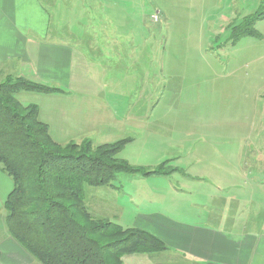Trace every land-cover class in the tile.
<instances>
[{
    "label": "rangeland",
    "instance_id": "obj_1",
    "mask_svg": "<svg viewBox=\"0 0 264 264\" xmlns=\"http://www.w3.org/2000/svg\"><path fill=\"white\" fill-rule=\"evenodd\" d=\"M56 3L47 6L48 28L63 36L48 40L78 43L86 50L90 84L99 86L97 96L122 116L117 140L74 143L91 141L100 147L132 138L119 159L150 169L162 165L169 173L161 177L166 183L137 186L141 174L122 173L114 186H86V206L98 205V216L124 227L136 223L138 211L163 210L198 222L196 213L186 216L184 210L197 209L204 194L200 190L234 191L244 208H252V200L255 208L264 206V17L239 35L245 18L264 13V0ZM9 77L21 76L0 75V84ZM54 86L66 92L59 82ZM23 94L28 95L24 101ZM33 94L42 93L19 92L16 98L37 104ZM4 214L1 207L0 231ZM157 255H125L122 260L163 264Z\"/></svg>",
    "mask_w": 264,
    "mask_h": 264
},
{
    "label": "crops",
    "instance_id": "obj_2",
    "mask_svg": "<svg viewBox=\"0 0 264 264\" xmlns=\"http://www.w3.org/2000/svg\"><path fill=\"white\" fill-rule=\"evenodd\" d=\"M57 1L0 0V75L18 74L51 86L56 81L60 83L65 93L32 95V101L39 106L40 121L49 126L56 142L90 139L97 144L117 140L122 137V116L116 108L108 109L106 99L97 96L101 88L90 84L91 61L83 54L86 50L78 43L48 40L63 36L48 28L51 17L47 6L57 5ZM53 12L59 16L56 10ZM23 95L24 101L28 95ZM25 103L30 101L26 99ZM183 174H187L185 170ZM141 176L137 186L167 182L161 178L165 176ZM230 176L228 173V180ZM214 178L221 180L217 175ZM12 189L13 181L0 165L1 207ZM200 191L204 194L197 209L184 210L186 216L196 213L198 222L182 221L163 210L138 211L146 215L140 214L131 227L148 231L166 243L168 249L156 254L163 264H264V206L255 208L252 200V208H244L234 191ZM215 203L220 206H213ZM86 207L94 216L103 218L100 213L98 216V205ZM5 218L6 214L0 231V264H39L10 235ZM222 225H229L231 230H224Z\"/></svg>",
    "mask_w": 264,
    "mask_h": 264
},
{
    "label": "trees",
    "instance_id": "obj_3",
    "mask_svg": "<svg viewBox=\"0 0 264 264\" xmlns=\"http://www.w3.org/2000/svg\"><path fill=\"white\" fill-rule=\"evenodd\" d=\"M263 17L259 10L245 18L239 35ZM19 92L60 90L23 77L0 84V165L13 181L3 208L16 242L39 264H124L125 255L165 252L166 243L154 234L98 218L85 205L86 186H114L122 173L167 176L164 167H137L119 159L132 138L100 147L91 141L55 142L39 119L38 105L22 104Z\"/></svg>",
    "mask_w": 264,
    "mask_h": 264
}]
</instances>
